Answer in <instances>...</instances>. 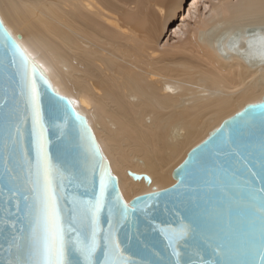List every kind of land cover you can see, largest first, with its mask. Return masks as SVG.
Segmentation results:
<instances>
[{
  "label": "bare ground",
  "instance_id": "1",
  "mask_svg": "<svg viewBox=\"0 0 264 264\" xmlns=\"http://www.w3.org/2000/svg\"><path fill=\"white\" fill-rule=\"evenodd\" d=\"M184 1L0 0L12 35L86 116L128 203L175 185L194 147L264 97V0H215L161 50Z\"/></svg>",
  "mask_w": 264,
  "mask_h": 264
},
{
  "label": "snow or ice",
  "instance_id": "2",
  "mask_svg": "<svg viewBox=\"0 0 264 264\" xmlns=\"http://www.w3.org/2000/svg\"><path fill=\"white\" fill-rule=\"evenodd\" d=\"M259 42L264 43V36L259 38ZM0 43L11 53L10 66L18 77V92L24 105L23 115L5 114V134L0 136V159L3 160L0 202L5 213L0 219L4 225L0 235H4L6 240L3 247L6 256L0 264H140L127 254L120 233L130 223L135 226L134 216L144 211L139 207L144 201L138 198L129 204L123 200L118 191V181L112 177L86 121L75 110V102L60 96L52 88L46 76L47 69L3 28L2 22ZM253 43L255 41L249 42L250 48ZM45 92H51L55 97L53 109L62 112L65 123L74 120L80 125L81 146L86 157L80 169L75 165L62 168L49 154L48 128L42 110ZM238 118L231 124L226 122L199 152L194 151L181 171L191 175V169L210 150L224 153L229 161L225 172L240 166L236 168L234 177L240 169L246 173L245 208L252 218L248 242L242 250H234L226 233H217L219 242L205 237L209 246L214 245L213 254L224 257L209 261L199 249L190 250L188 246L199 225L195 220L185 223L181 219L178 226L159 229L169 255L164 258L161 253H153L161 257L155 264H264V102L250 105L238 114ZM29 119L32 152L21 146L22 126ZM257 120L260 136L256 141H238L228 132L230 128L237 131L240 122L255 126ZM254 152L259 153V171L248 167V164L257 167L251 159ZM248 177H259V186ZM183 179L181 177L178 181L181 187ZM73 184L84 190L82 195L70 194ZM11 216L16 220L9 224ZM17 222L21 224L19 228Z\"/></svg>",
  "mask_w": 264,
  "mask_h": 264
},
{
  "label": "water",
  "instance_id": "3",
  "mask_svg": "<svg viewBox=\"0 0 264 264\" xmlns=\"http://www.w3.org/2000/svg\"><path fill=\"white\" fill-rule=\"evenodd\" d=\"M0 22H2L3 28L11 33L1 17ZM12 37L15 38L14 35ZM19 39L20 37L17 38V40ZM10 61L11 53L0 43V136L5 134L3 127V117L5 114L13 113L23 115L24 109L23 101L18 92V77H16L15 69L10 66ZM46 76L52 88L58 92L47 72ZM60 96L63 95L60 94ZM68 99L72 100L70 98ZM54 100L55 97L51 92H45L42 95V110L45 124L48 128L49 154L53 162L62 168H70L75 165L77 169H80L83 167L86 159L84 148L81 146L80 125L74 120L65 123L62 112L54 111L53 109ZM262 102H264V97L262 101L251 105H259ZM75 105L76 103L74 104L75 110L86 121V126L90 129L91 134L95 138L96 145L100 149L97 138L86 116ZM249 106L246 105L239 113L222 122L219 127L209 133L205 141L194 147L188 153L183 163L172 172L173 179L176 181L175 185L138 196L129 202V204H132L138 198L144 201L143 204L139 205L144 211L138 212L134 216L135 226H132L130 223L120 233V238L126 246L127 254L134 260L140 261V264H155V261L161 257L153 253H161L164 258H167L169 252L165 251L166 242L159 229L169 225L178 226V222L181 219H184L185 223H188L189 220H195L197 222L199 225L198 231L190 238L188 246L190 250L199 249L200 253L209 261L224 258L223 255H214V245L209 246L208 243V239L219 242L217 233H226L229 244L234 250H242L244 248L252 231L250 227L252 218L247 213L244 199L246 193L244 184L246 173L240 169V172L236 173L234 177L236 168H240L239 165L225 172L224 169L229 167V161L223 152L212 150L206 152L201 162L191 169V175L182 172L181 169L190 155L194 151L199 152L205 142H209L210 137L217 134V130L221 129L222 125L226 122L231 124L233 119H239L238 114L243 113ZM237 129V131H233L230 128L228 132L232 133L233 138L238 141H256L260 136L259 120H257L255 126L240 122ZM22 132L24 135L21 146L32 152L30 119L27 124L22 126ZM100 152L102 153L101 149ZM102 155L107 162L112 177L118 181V191L123 197L119 180L111 172L110 163L107 161L104 153ZM258 157L259 153L254 152L251 158L257 167L253 168V164H248V167L252 168L253 171H259ZM2 164L3 160L0 159V167H2ZM133 176L136 180L143 178V176L136 174ZM181 177L184 178L182 187L178 184ZM248 179L250 181L255 180L257 186H259V177H248ZM145 181L147 185L151 184V180L147 176L145 177ZM205 181H210L211 183L206 184ZM2 183L3 181L0 180V184ZM83 191L82 188L76 187L75 184L70 186V194L82 195ZM123 200L125 201L124 198ZM21 206L23 207V205ZM13 212H15V208H13ZM4 215L3 203L0 202V219ZM15 220L16 217L11 216L9 224ZM20 226V222H17V228ZM3 228L4 225L0 223V231ZM201 233H204V235L202 236ZM205 237L208 239H205ZM4 246H6V240L4 235H0V260H3L6 256V253L3 252ZM234 258L238 259L239 257Z\"/></svg>",
  "mask_w": 264,
  "mask_h": 264
},
{
  "label": "rangeland",
  "instance_id": "4",
  "mask_svg": "<svg viewBox=\"0 0 264 264\" xmlns=\"http://www.w3.org/2000/svg\"><path fill=\"white\" fill-rule=\"evenodd\" d=\"M214 2L215 0H185L182 9L178 12L172 23L169 24L167 31L160 39L159 45L161 50L162 46L166 47L167 43L175 44L178 42L174 32L178 31L179 28H182L183 25H185L184 31H186L194 26V23L198 20V18L201 16H208L209 10Z\"/></svg>",
  "mask_w": 264,
  "mask_h": 264
}]
</instances>
